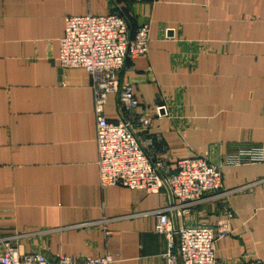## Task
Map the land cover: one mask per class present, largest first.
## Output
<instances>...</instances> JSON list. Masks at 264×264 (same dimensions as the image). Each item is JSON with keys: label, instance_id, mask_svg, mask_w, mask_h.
Returning a JSON list of instances; mask_svg holds the SVG:
<instances>
[{"label": "crops", "instance_id": "obj_1", "mask_svg": "<svg viewBox=\"0 0 264 264\" xmlns=\"http://www.w3.org/2000/svg\"><path fill=\"white\" fill-rule=\"evenodd\" d=\"M113 9L133 31L151 26L149 52L120 73L135 88L133 113L152 117L148 154L172 168L204 156L223 172L222 188L175 223L170 210L174 227L231 212L218 264H264V162L227 163L264 145V0H0V256L15 236L20 254L167 264L154 211L169 210V189L101 187L92 78L58 61L67 16ZM105 113L118 118V95Z\"/></svg>", "mask_w": 264, "mask_h": 264}, {"label": "built area", "instance_id": "obj_2", "mask_svg": "<svg viewBox=\"0 0 264 264\" xmlns=\"http://www.w3.org/2000/svg\"><path fill=\"white\" fill-rule=\"evenodd\" d=\"M150 32L149 22L139 24L132 31L119 9L107 14L69 15L60 38L58 61L62 67H81L92 78L101 187L122 185L159 192L164 176L177 200L169 210L154 211L159 219L157 232L167 238V264H177L179 258L182 264H218L217 243L232 232V213L228 212L215 225L182 224L177 229L169 213L171 210L177 218H182L206 194L217 193L223 185L221 167L204 156L181 158L175 168L161 159L154 160L141 136V132H148L152 117L133 113L139 106L135 88L120 78L128 57L149 52ZM111 95H118L116 120L109 119L105 113ZM155 115L168 116L166 106L158 105ZM246 162H264V145L242 149L227 159L228 164ZM13 237L3 240L5 251L0 264H112L115 261L108 253L88 256L83 261L63 255L50 259L42 253L20 254L11 242Z\"/></svg>", "mask_w": 264, "mask_h": 264}, {"label": "water", "instance_id": "obj_3", "mask_svg": "<svg viewBox=\"0 0 264 264\" xmlns=\"http://www.w3.org/2000/svg\"><path fill=\"white\" fill-rule=\"evenodd\" d=\"M163 177V183L166 185V187L169 189V192H170V194H171V197H172V202H171V205L172 204H174V201H173V195H172V193H171V190H170V188H169V186H168V183H167V181H166V179H165V177L164 176H162ZM172 219H173V221H174V223H175V221H176V219H177V217L175 216V214L174 213H172ZM178 228V226H176V224H175V229H177ZM179 261H180V263H181V259L179 258ZM182 264V263H181Z\"/></svg>", "mask_w": 264, "mask_h": 264}, {"label": "trees", "instance_id": "obj_4", "mask_svg": "<svg viewBox=\"0 0 264 264\" xmlns=\"http://www.w3.org/2000/svg\"><path fill=\"white\" fill-rule=\"evenodd\" d=\"M124 16H126L124 13H122ZM127 17V16H126ZM127 19H128V17H127ZM128 21H129V19H128ZM129 23H130V25H131V22L129 21ZM131 28H132V31H133V26L131 25Z\"/></svg>", "mask_w": 264, "mask_h": 264}]
</instances>
